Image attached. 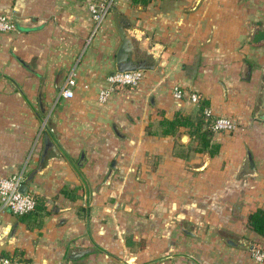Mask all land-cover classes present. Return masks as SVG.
Returning a JSON list of instances; mask_svg holds the SVG:
<instances>
[{
    "label": "crops",
    "instance_id": "1",
    "mask_svg": "<svg viewBox=\"0 0 264 264\" xmlns=\"http://www.w3.org/2000/svg\"><path fill=\"white\" fill-rule=\"evenodd\" d=\"M90 1L0 0L15 23L0 31V176L23 171L37 198L26 214L0 208V255L264 264L254 257L264 235L247 224L264 207V118L253 111L264 97V0H113L98 27ZM120 25L154 67L102 102ZM206 108L237 125L211 130L213 155L196 148L198 124L210 129ZM176 113L192 123L163 133L160 121ZM78 246L91 250L71 258Z\"/></svg>",
    "mask_w": 264,
    "mask_h": 264
},
{
    "label": "built area",
    "instance_id": "2",
    "mask_svg": "<svg viewBox=\"0 0 264 264\" xmlns=\"http://www.w3.org/2000/svg\"><path fill=\"white\" fill-rule=\"evenodd\" d=\"M113 0H95L88 3V9L94 20L96 27L105 18ZM15 29V23L12 18L4 12H0V31H10ZM144 76V70L141 68L128 70H115L106 76V86L98 91L97 98L99 101H106L114 88L119 86L137 85ZM75 84L74 73L71 72L61 90L65 97L73 96L72 86ZM173 95L176 98L183 97L184 90L179 85L172 87ZM188 98L193 102H198L199 94L196 91L189 93ZM206 117L212 116L210 108L204 110ZM237 127L235 120L226 115L212 116L210 128L213 131H232ZM24 180V172L18 171L6 176H0V208L9 209L12 213L22 215L33 211L37 204L36 196L27 190H21L20 187ZM1 222V218H0ZM254 257L262 260L264 253L255 250ZM0 264H31L25 259L12 258L7 255H0Z\"/></svg>",
    "mask_w": 264,
    "mask_h": 264
},
{
    "label": "trees",
    "instance_id": "3",
    "mask_svg": "<svg viewBox=\"0 0 264 264\" xmlns=\"http://www.w3.org/2000/svg\"><path fill=\"white\" fill-rule=\"evenodd\" d=\"M11 31V30H10ZM192 120L181 113H176L172 119H162L160 121L163 133L173 132L175 127L178 125H187L191 124ZM200 125L196 127V131L198 129V142L199 145L196 147L197 150H204L208 149L209 153L213 155L215 152L218 151L219 145L216 143H210V135H211V128H203L200 129ZM66 193V191H64ZM247 224L248 227L255 230L256 232L264 235V207H257L253 211L248 214L247 217Z\"/></svg>",
    "mask_w": 264,
    "mask_h": 264
},
{
    "label": "water",
    "instance_id": "4",
    "mask_svg": "<svg viewBox=\"0 0 264 264\" xmlns=\"http://www.w3.org/2000/svg\"><path fill=\"white\" fill-rule=\"evenodd\" d=\"M124 25L118 27L121 42L116 51V68L117 70H128V69H149L154 67V63H150L147 58H136L133 40L131 36L126 32ZM264 41V38L257 41L258 43ZM264 109V104L262 105ZM260 117L264 118V112L260 113ZM21 190H25V186L20 187ZM90 247H74L70 251L71 258H78L84 253L90 251Z\"/></svg>",
    "mask_w": 264,
    "mask_h": 264
},
{
    "label": "rangeland",
    "instance_id": "5",
    "mask_svg": "<svg viewBox=\"0 0 264 264\" xmlns=\"http://www.w3.org/2000/svg\"><path fill=\"white\" fill-rule=\"evenodd\" d=\"M159 1H161V0H159ZM263 100H264V97L262 95V96L259 97L258 102L255 104V108L253 109V111L256 112L257 116L260 115L261 112H264V109L261 108V104H262L261 102Z\"/></svg>",
    "mask_w": 264,
    "mask_h": 264
}]
</instances>
